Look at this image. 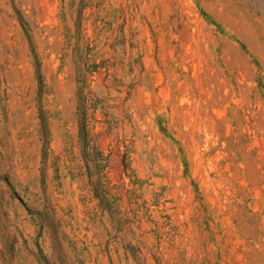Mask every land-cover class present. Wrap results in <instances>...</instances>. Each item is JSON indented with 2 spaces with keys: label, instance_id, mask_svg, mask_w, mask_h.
Returning <instances> with one entry per match:
<instances>
[{
  "label": "rangeland",
  "instance_id": "obj_1",
  "mask_svg": "<svg viewBox=\"0 0 264 264\" xmlns=\"http://www.w3.org/2000/svg\"><path fill=\"white\" fill-rule=\"evenodd\" d=\"M0 264H264V0H0Z\"/></svg>",
  "mask_w": 264,
  "mask_h": 264
},
{
  "label": "trees",
  "instance_id": "obj_2",
  "mask_svg": "<svg viewBox=\"0 0 264 264\" xmlns=\"http://www.w3.org/2000/svg\"><path fill=\"white\" fill-rule=\"evenodd\" d=\"M13 10L15 12V15L17 17V20H18V22H19V24H20L23 32L25 33L27 39L29 40V43L31 44L30 38H29L28 33H27V30H26L25 21H24V18L22 16V14L14 6H13ZM31 52H32L33 58L35 60V74H36L37 83H38V97H39L40 96V91H41V88H42V80H41V74H40V66H39V62H38V59L36 57V54H35L34 50L31 49ZM38 101H39V107H38L39 117H40V121H41V127H42L43 136L45 137V142H44L45 145H44V147L46 148V143H47L46 142L47 126H46V122H45V119H44V115H43L42 108L40 106V98L38 99ZM95 196L97 197V199H99V201L101 203L104 202V198L100 194H98V192L95 193Z\"/></svg>",
  "mask_w": 264,
  "mask_h": 264
}]
</instances>
